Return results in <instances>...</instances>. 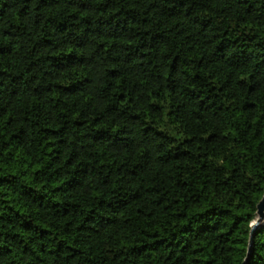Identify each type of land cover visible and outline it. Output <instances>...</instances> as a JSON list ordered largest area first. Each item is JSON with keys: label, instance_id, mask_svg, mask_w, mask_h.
Returning <instances> with one entry per match:
<instances>
[{"label": "clouds", "instance_id": "9594fccd", "mask_svg": "<svg viewBox=\"0 0 264 264\" xmlns=\"http://www.w3.org/2000/svg\"><path fill=\"white\" fill-rule=\"evenodd\" d=\"M242 97L264 109V0H0V149L7 141L23 161L35 160L51 133L68 158L59 160V180L68 184L39 188L48 189L39 211L19 197L11 208L0 199V264H152L133 245L147 244L153 223L165 233L178 225L133 215L135 203L121 211L118 197L156 182L174 155L191 173L180 190L185 205L201 176L205 185L231 180L227 191L264 179V138L256 153L249 139L264 116L250 125L248 105L233 115ZM160 100L179 123L157 131L141 117ZM19 176L5 187L18 192ZM53 196L61 203L53 206ZM262 202L224 224L245 234L235 264H264V243L255 242ZM26 218L50 231L21 227ZM166 255L158 248L156 264H169Z\"/></svg>", "mask_w": 264, "mask_h": 264}, {"label": "trees", "instance_id": "16d2710c", "mask_svg": "<svg viewBox=\"0 0 264 264\" xmlns=\"http://www.w3.org/2000/svg\"><path fill=\"white\" fill-rule=\"evenodd\" d=\"M115 82L119 84V79L117 78ZM157 100V97L149 96V103H156ZM162 103L163 101L160 100L155 110L146 107L144 115L141 117L144 121L152 120L151 127H156L157 131L163 130L169 123L173 126L179 123L175 119L174 113L163 108ZM244 105H248L253 110L250 125L259 124L261 116H264V109H260V103L255 98L244 99L242 97L241 105L233 115H238L244 110ZM153 111H156L157 114L152 115ZM221 111H223V108H221ZM249 130L252 133L249 137L250 148L253 153H256L259 150V140L264 138V125ZM23 131L24 129L21 128L20 132ZM55 131V129H52V132ZM16 135V133H13L12 138H15ZM180 135L181 133H176L173 139H179ZM56 139L50 133L44 141H41V143L46 144V147L37 153V159L32 160L29 158L26 161H23L20 157L19 147L12 150V146L5 141L4 147L0 149V199L9 201L7 205L9 208L12 207L11 201L13 198L19 197L33 205L34 211H39L41 208L40 201L46 202L48 192V189L45 188L44 193L39 194V188L50 182L52 189L59 191L61 184H68L67 180H59V160L64 159L67 163L68 158L63 156L62 150L56 144ZM188 139L190 137H185V142ZM17 142L19 143V140ZM180 149L182 153H185L184 159L186 161L188 149L184 144L180 145ZM4 156H8V159L5 160ZM258 158L264 160V155H260ZM180 159L179 155H174L170 161H165L166 170L161 171L154 178L156 182L148 180L144 185H141L143 191L137 190L128 198L118 197V200L122 201L118 205L121 211L135 203L133 215L159 216L164 219L171 217L170 222L173 225H178V227H173L165 233L164 227L158 222L153 223L151 225L152 230L147 232V244L133 245V248L137 249L136 254L139 256L142 253H147L152 258V264H156L155 253L160 248L167 253L165 260L169 264H235L239 254L233 252V249L245 246L242 243L245 234L239 233L238 227L226 230L224 224L236 225L237 221L242 220L243 215H250L248 209L264 196V179L245 181L243 185L237 183L231 191H227V185L232 183L231 180L219 184L208 183L205 185L203 183L204 176H201L200 183L191 182V187L197 191L188 193L191 202L185 205L182 203L184 197L180 190L189 187L191 173L186 170L182 172ZM173 163L177 165L175 168L171 166ZM54 165L55 167H53ZM199 167L202 169L204 166L201 164ZM5 169L9 170L5 171ZM248 171L249 167L246 166L245 175L248 174ZM18 172L20 173L19 180L23 181V184L17 192L5 187V185L12 184L9 177L17 178ZM29 172L45 178L36 180L35 176L29 177ZM54 173L57 179H51ZM257 175L259 176V174ZM72 179L74 177H69V180ZM165 185L170 187H165ZM218 189L221 193L219 196L217 194ZM165 193H168V196H165ZM241 197L242 202L234 206L232 201H240ZM168 199L172 200L171 204L168 203ZM140 201H143V204L139 203ZM60 203L61 201L53 196V206ZM66 212L65 209L64 213L66 214ZM209 213L211 215H208ZM16 214L26 215L21 210H17ZM229 215L235 217V219H226ZM201 217H206V219L201 220ZM130 218L128 217L126 220ZM194 221L200 222L194 223ZM20 226L25 229L38 226L43 232L50 231L48 226L39 225L35 218H26ZM209 233H215L216 235L209 240L206 239ZM257 233L255 242L264 243V226L258 228ZM68 247L71 248V244Z\"/></svg>", "mask_w": 264, "mask_h": 264}, {"label": "water", "instance_id": "95a60500", "mask_svg": "<svg viewBox=\"0 0 264 264\" xmlns=\"http://www.w3.org/2000/svg\"><path fill=\"white\" fill-rule=\"evenodd\" d=\"M260 201H264V196ZM260 213L262 216H264V202L259 204Z\"/></svg>", "mask_w": 264, "mask_h": 264}]
</instances>
